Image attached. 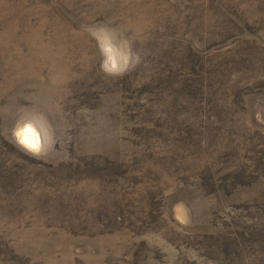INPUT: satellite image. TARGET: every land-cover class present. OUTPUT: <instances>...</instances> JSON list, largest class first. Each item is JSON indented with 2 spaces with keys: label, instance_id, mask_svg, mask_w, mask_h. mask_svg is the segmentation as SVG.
Listing matches in <instances>:
<instances>
[{
  "label": "rangeland",
  "instance_id": "374dc122",
  "mask_svg": "<svg viewBox=\"0 0 264 264\" xmlns=\"http://www.w3.org/2000/svg\"><path fill=\"white\" fill-rule=\"evenodd\" d=\"M93 25L144 63L105 76ZM0 264H264V0H0Z\"/></svg>",
  "mask_w": 264,
  "mask_h": 264
},
{
  "label": "clouds",
  "instance_id": "9594fccd",
  "mask_svg": "<svg viewBox=\"0 0 264 264\" xmlns=\"http://www.w3.org/2000/svg\"><path fill=\"white\" fill-rule=\"evenodd\" d=\"M85 31L96 41L99 52V68L107 77L118 78L144 63L142 51L134 50L132 43L122 39L115 29L108 25L86 26ZM12 142L27 155L37 159L45 158L55 149V130L47 116L39 111L21 112L10 130ZM183 209L176 219L183 226L191 224V209L183 201L174 205Z\"/></svg>",
  "mask_w": 264,
  "mask_h": 264
},
{
  "label": "trees",
  "instance_id": "16d2710c",
  "mask_svg": "<svg viewBox=\"0 0 264 264\" xmlns=\"http://www.w3.org/2000/svg\"><path fill=\"white\" fill-rule=\"evenodd\" d=\"M256 43V42H255Z\"/></svg>",
  "mask_w": 264,
  "mask_h": 264
}]
</instances>
